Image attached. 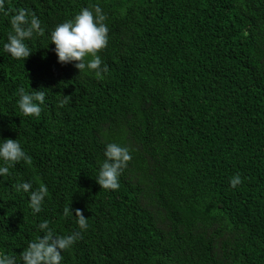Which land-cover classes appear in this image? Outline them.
<instances>
[{
  "label": "trees",
  "instance_id": "16d2710c",
  "mask_svg": "<svg viewBox=\"0 0 264 264\" xmlns=\"http://www.w3.org/2000/svg\"><path fill=\"white\" fill-rule=\"evenodd\" d=\"M106 13L102 79L61 64L48 39L83 7ZM34 12L44 35L23 60L0 52V139L30 162L0 177V251L19 256L50 221L89 227L62 264H264V0H6ZM0 12V49L11 31ZM44 91L25 117L17 89ZM109 142L132 151L116 191L96 175ZM239 173L242 183L230 187ZM47 185L31 214L14 185ZM75 213L73 212V215Z\"/></svg>",
  "mask_w": 264,
  "mask_h": 264
},
{
  "label": "clouds",
  "instance_id": "9594fccd",
  "mask_svg": "<svg viewBox=\"0 0 264 264\" xmlns=\"http://www.w3.org/2000/svg\"><path fill=\"white\" fill-rule=\"evenodd\" d=\"M6 0H0V12L8 17L11 31L7 33L6 41L0 52L8 53L13 59L25 60L32 51L26 41L34 36L44 35L45 29L40 18L26 8H18L14 13L5 7ZM106 13L99 4L83 7L72 18L58 23L50 30L48 39L54 45L57 62L61 64L74 63L79 74H93L102 79L108 68L103 63L99 52L108 44V25L105 23ZM17 105L25 117L39 118L45 106L44 91H26L24 87L17 89ZM104 159L100 163L96 183L100 188L116 191L120 188V176L128 162L132 160V151L126 145L109 142L103 151ZM30 162L27 153L18 139H0V177L10 175V168L17 163ZM242 183L239 173L229 180L230 187L235 188ZM16 193H26L28 207L32 215L42 211L45 199L49 194L47 185L41 183L33 186L31 180H21L14 185ZM73 212L75 213L73 215ZM62 215L66 219L75 218L79 231L70 234H58L50 221L45 219L37 225L43 233L27 243L19 256V264H62L63 253L70 250L79 239L82 232L89 227L88 218L80 209H72L70 203L63 208ZM0 264H18L17 257L0 251Z\"/></svg>",
  "mask_w": 264,
  "mask_h": 264
}]
</instances>
